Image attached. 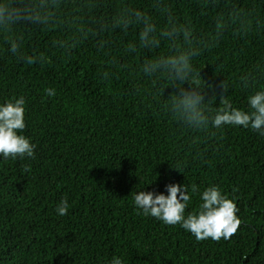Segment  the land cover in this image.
<instances>
[{"label": "trees", "instance_id": "16d2710c", "mask_svg": "<svg viewBox=\"0 0 264 264\" xmlns=\"http://www.w3.org/2000/svg\"><path fill=\"white\" fill-rule=\"evenodd\" d=\"M174 6L183 11L184 0ZM256 47L255 41H226L201 66L227 58L226 75L245 67ZM99 71L88 46L50 65L0 59V100L28 96L25 134L37 145L31 174L19 161H0V258L106 264L124 255L127 264H264V139L227 128L189 148L188 134L158 114L146 95L129 94L126 76L107 84ZM215 72L209 65L202 76L219 91L224 77ZM46 87L57 96L45 98ZM234 99L243 104L242 94ZM177 153L188 161L185 172L165 162ZM185 182L216 183L229 194L238 189L241 225L230 240L197 242L178 225L138 215L132 205L136 188L164 193L167 184ZM65 196L70 208L61 217L55 208Z\"/></svg>", "mask_w": 264, "mask_h": 264}, {"label": "clouds", "instance_id": "9594fccd", "mask_svg": "<svg viewBox=\"0 0 264 264\" xmlns=\"http://www.w3.org/2000/svg\"><path fill=\"white\" fill-rule=\"evenodd\" d=\"M176 2L0 0V59L26 67L50 65L88 46L100 64V81L111 84L126 76L129 94L146 95L158 114L188 134L189 148L227 128L264 139V0H184L183 11ZM226 41H255L257 47L245 67L226 75L227 58L206 66L224 77L218 91L203 78L201 65ZM240 52L248 56L245 48ZM43 91L45 98L57 96L55 88ZM236 93L243 104L234 99ZM29 104L23 93L0 100V161L21 162L25 174L32 173L30 162L37 158V145L25 134ZM165 162L179 173L189 167L179 153ZM148 187L131 194L137 214L178 225L197 242L230 240L241 225L237 188L229 194L216 183H169L164 193ZM69 208L65 196L55 212L63 217ZM0 264L10 262L0 258ZM106 264L127 261L113 255Z\"/></svg>", "mask_w": 264, "mask_h": 264}]
</instances>
